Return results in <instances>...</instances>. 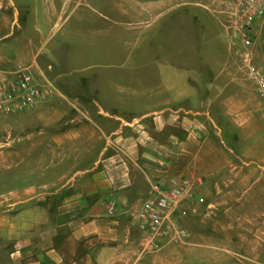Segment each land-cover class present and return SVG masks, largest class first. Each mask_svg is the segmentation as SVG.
I'll return each instance as SVG.
<instances>
[{
	"label": "crops",
	"instance_id": "0c3cea01",
	"mask_svg": "<svg viewBox=\"0 0 264 264\" xmlns=\"http://www.w3.org/2000/svg\"><path fill=\"white\" fill-rule=\"evenodd\" d=\"M219 9L211 0H157L144 10H178L183 29L165 52L174 63L164 61L153 84L152 71H140L157 59L152 36L119 72L107 60L79 66L68 41L46 48L40 26L16 59L0 47V94L21 70L45 94L0 112V264H264V154L241 148L248 137L264 149V99L251 81L252 95L239 91L240 43ZM18 18L0 0V42ZM251 33L254 63L264 65V19ZM89 70L97 71L79 77ZM171 179L189 184L178 220L191 233L143 252L135 214L152 184Z\"/></svg>",
	"mask_w": 264,
	"mask_h": 264
},
{
	"label": "rangeland",
	"instance_id": "374dc122",
	"mask_svg": "<svg viewBox=\"0 0 264 264\" xmlns=\"http://www.w3.org/2000/svg\"><path fill=\"white\" fill-rule=\"evenodd\" d=\"M156 1L4 0L9 14H12L15 9L17 10L19 23L11 29L9 36L0 42V47L4 48L2 58L11 59V61L16 59L14 56L16 46L21 45L20 42L25 35H32V29L40 26L47 38L44 46L58 49L57 47H61L64 41H68V45H66V48L64 47V50L69 53V56H76V64H79V66L94 64L95 60H107L119 68L116 69L117 72L128 71L132 68L134 56L146 49V38L148 41V38L150 39L152 36L154 42L157 43L154 49L156 50L157 59L153 60L151 64L147 63L142 66L140 71H152L151 84L159 82L157 68L162 66L161 64L164 61L174 63L175 58L168 57L165 52H168L171 47H175L177 43L175 40L176 33L182 34L183 29L179 22L177 23L178 30L176 27L177 19L175 21L174 18L178 16V10L168 12L161 10L157 15L155 12L150 14L144 12L151 3ZM197 1L209 2V0ZM211 1L216 5L218 4L221 7L219 9L221 15L227 17L233 10L237 0ZM63 3H65L64 6H62ZM188 10L196 12L192 8ZM174 15L175 17H173ZM35 22L39 24L37 25ZM210 29L211 32L218 34L221 38H226L220 25L210 24ZM239 48V54L236 55V76L242 84L239 91H242L243 96L252 95L249 86L250 80L243 73V48L241 46ZM109 53H113L111 58L100 59ZM127 57L130 59L129 62H127ZM252 62L254 63L253 55ZM95 71L97 70H89L78 75L84 78L94 74ZM68 75L73 76V74ZM124 93L131 95L128 90ZM115 95H117V92ZM119 95L124 94L120 93ZM134 111L138 112L139 109H134ZM252 140L254 139L243 137L241 148H244L247 154L252 152L251 155L256 157L264 154V149L260 145L255 146ZM187 229L191 233V230Z\"/></svg>",
	"mask_w": 264,
	"mask_h": 264
},
{
	"label": "built area",
	"instance_id": "2783aa9c",
	"mask_svg": "<svg viewBox=\"0 0 264 264\" xmlns=\"http://www.w3.org/2000/svg\"><path fill=\"white\" fill-rule=\"evenodd\" d=\"M264 19V0H237L228 14L224 27L243 48V73L255 88L256 94L264 99V66L252 62V26ZM45 98L37 88L30 74L21 70L17 81L0 94V112L13 113L29 108ZM186 199L192 200L186 180L171 179L167 184L154 183L150 195L139 204L135 214L137 225L142 234L143 252H156L169 244L183 243L190 231L178 220V207ZM201 203L203 200L198 198ZM113 213V205L107 208Z\"/></svg>",
	"mask_w": 264,
	"mask_h": 264
}]
</instances>
